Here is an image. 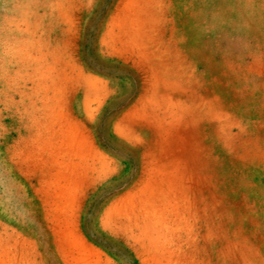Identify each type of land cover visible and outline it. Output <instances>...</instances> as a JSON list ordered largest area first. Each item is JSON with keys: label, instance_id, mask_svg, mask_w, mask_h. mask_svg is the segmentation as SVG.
<instances>
[{"label": "rangeland", "instance_id": "rangeland-1", "mask_svg": "<svg viewBox=\"0 0 264 264\" xmlns=\"http://www.w3.org/2000/svg\"><path fill=\"white\" fill-rule=\"evenodd\" d=\"M0 264H264V0H0Z\"/></svg>", "mask_w": 264, "mask_h": 264}]
</instances>
